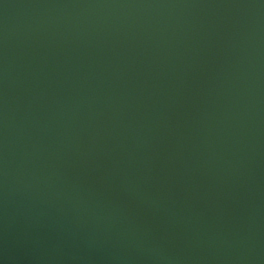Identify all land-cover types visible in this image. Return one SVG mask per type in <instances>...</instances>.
Returning <instances> with one entry per match:
<instances>
[{
	"label": "water",
	"instance_id": "1",
	"mask_svg": "<svg viewBox=\"0 0 264 264\" xmlns=\"http://www.w3.org/2000/svg\"><path fill=\"white\" fill-rule=\"evenodd\" d=\"M0 264H264V0H0Z\"/></svg>",
	"mask_w": 264,
	"mask_h": 264
}]
</instances>
